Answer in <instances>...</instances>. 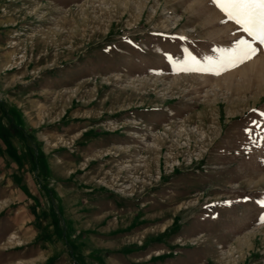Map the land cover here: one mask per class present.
<instances>
[{
    "label": "rangeland",
    "instance_id": "1",
    "mask_svg": "<svg viewBox=\"0 0 264 264\" xmlns=\"http://www.w3.org/2000/svg\"><path fill=\"white\" fill-rule=\"evenodd\" d=\"M223 19L0 0V264H264V45L179 70L251 41Z\"/></svg>",
    "mask_w": 264,
    "mask_h": 264
},
{
    "label": "snow or ice",
    "instance_id": "2",
    "mask_svg": "<svg viewBox=\"0 0 264 264\" xmlns=\"http://www.w3.org/2000/svg\"><path fill=\"white\" fill-rule=\"evenodd\" d=\"M211 3L222 13L224 19L221 23L232 22L252 39L249 41L243 38H235L233 46L215 50L219 54L217 58L205 57L206 64L189 53L185 65H188L190 61L192 65L197 66H184L179 69L180 71L220 75L251 60L259 50L253 42L264 45V0H211ZM201 64L204 66H199ZM255 203L264 210V200H257ZM259 218L264 222V216Z\"/></svg>",
    "mask_w": 264,
    "mask_h": 264
},
{
    "label": "trees",
    "instance_id": "3",
    "mask_svg": "<svg viewBox=\"0 0 264 264\" xmlns=\"http://www.w3.org/2000/svg\"><path fill=\"white\" fill-rule=\"evenodd\" d=\"M13 134H18V133H16L15 131H13Z\"/></svg>",
    "mask_w": 264,
    "mask_h": 264
}]
</instances>
